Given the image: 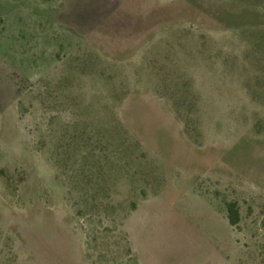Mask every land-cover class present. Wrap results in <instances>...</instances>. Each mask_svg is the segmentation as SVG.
Masks as SVG:
<instances>
[{
	"label": "rangeland",
	"instance_id": "1",
	"mask_svg": "<svg viewBox=\"0 0 264 264\" xmlns=\"http://www.w3.org/2000/svg\"><path fill=\"white\" fill-rule=\"evenodd\" d=\"M0 264H264V0H0Z\"/></svg>",
	"mask_w": 264,
	"mask_h": 264
},
{
	"label": "trees",
	"instance_id": "2",
	"mask_svg": "<svg viewBox=\"0 0 264 264\" xmlns=\"http://www.w3.org/2000/svg\"><path fill=\"white\" fill-rule=\"evenodd\" d=\"M228 219H229V222L231 225L237 224L238 214L232 207H230V209H229V218Z\"/></svg>",
	"mask_w": 264,
	"mask_h": 264
}]
</instances>
